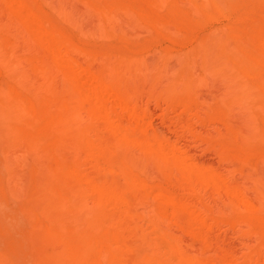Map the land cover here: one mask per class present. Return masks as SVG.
I'll return each mask as SVG.
<instances>
[{"label": "bare ground", "instance_id": "1", "mask_svg": "<svg viewBox=\"0 0 264 264\" xmlns=\"http://www.w3.org/2000/svg\"><path fill=\"white\" fill-rule=\"evenodd\" d=\"M1 78L0 264H264V0H0Z\"/></svg>", "mask_w": 264, "mask_h": 264}, {"label": "rangeland", "instance_id": "2", "mask_svg": "<svg viewBox=\"0 0 264 264\" xmlns=\"http://www.w3.org/2000/svg\"><path fill=\"white\" fill-rule=\"evenodd\" d=\"M228 20L227 19H222L218 22H215V24L213 25H222L227 23ZM208 29V28H206ZM162 44H170L172 45L171 42H167V40H163L161 42ZM174 47L177 48H185V46H178V45H173ZM183 48V49H184ZM0 86L2 88L6 87V81L4 78L0 79ZM149 110H150V119L152 122V125L154 128L160 130L161 132H163L166 136L170 137L171 139L173 138H177L176 140H178L177 144L181 147L187 149V151L199 162H204L207 164H211L213 166H216L220 169H225L226 167L221 163H219L218 157L215 154L214 151L208 149L206 147V145L203 142H200L196 139H194L189 133L185 132L181 134V131L179 128H177L178 126L174 124V122L177 120V118L183 116L182 118H184V116L186 117V115H182L180 114L179 110H175V111H169L168 113V117L166 120H163L161 117V114L163 112V108L164 105H156L155 102H150L149 103ZM163 107V108H162ZM178 112V113H177ZM188 117V116H187ZM174 120V121H173ZM194 122V126L197 129H200L201 131H212V125L211 124H199V122H195L194 120H192ZM211 127V128H210ZM180 132V133H179ZM179 136H178V135ZM184 134V135H183ZM178 136V137H176ZM215 164V165H214ZM239 177L238 175L236 176V178ZM239 181H241L240 177L238 178ZM206 200L209 202H216V199L214 200V198L210 195V194H206L205 195ZM190 198V197H189ZM191 199V198H190ZM23 225L20 224V228L21 230H25L26 229V224L22 223ZM22 226V227H21ZM25 226V227H24ZM221 227V228H220ZM220 227H214V229L212 230V234L213 235H217L227 247L232 248L233 250L235 249L236 251L240 252L243 249V244L242 243V239L239 238L236 234L234 235L233 231H231L230 229H227L226 226H220ZM215 230V232H214ZM241 241V242H240ZM230 245V246H229ZM241 247V248H240ZM240 248V249H239Z\"/></svg>", "mask_w": 264, "mask_h": 264}]
</instances>
